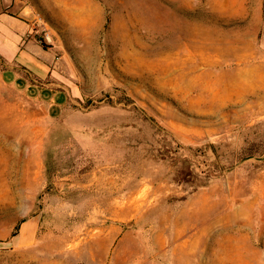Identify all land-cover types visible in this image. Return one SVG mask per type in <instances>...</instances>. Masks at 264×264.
<instances>
[{"label": "rangeland", "instance_id": "obj_1", "mask_svg": "<svg viewBox=\"0 0 264 264\" xmlns=\"http://www.w3.org/2000/svg\"><path fill=\"white\" fill-rule=\"evenodd\" d=\"M12 3L68 100L0 56V264H264V0Z\"/></svg>", "mask_w": 264, "mask_h": 264}, {"label": "crops", "instance_id": "obj_2", "mask_svg": "<svg viewBox=\"0 0 264 264\" xmlns=\"http://www.w3.org/2000/svg\"><path fill=\"white\" fill-rule=\"evenodd\" d=\"M0 56L6 62L2 70L6 83L46 103L51 113H60L68 91L58 88L52 80V49L30 34L16 14L5 11H0Z\"/></svg>", "mask_w": 264, "mask_h": 264}, {"label": "water", "instance_id": "obj_3", "mask_svg": "<svg viewBox=\"0 0 264 264\" xmlns=\"http://www.w3.org/2000/svg\"><path fill=\"white\" fill-rule=\"evenodd\" d=\"M2 5L9 11L15 12L19 7V3H12V0H1ZM12 3V4H11Z\"/></svg>", "mask_w": 264, "mask_h": 264}, {"label": "bare ground", "instance_id": "obj_4", "mask_svg": "<svg viewBox=\"0 0 264 264\" xmlns=\"http://www.w3.org/2000/svg\"><path fill=\"white\" fill-rule=\"evenodd\" d=\"M243 75V74H242ZM244 76V75H243ZM238 78H243V77H241L240 75L237 77V79ZM241 80V79H240ZM238 81H239V79H238ZM244 86H245V84H244ZM251 88H252V84H251V86H250V88H248V89H250L251 90ZM255 90V89H254Z\"/></svg>", "mask_w": 264, "mask_h": 264}]
</instances>
